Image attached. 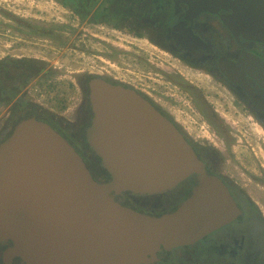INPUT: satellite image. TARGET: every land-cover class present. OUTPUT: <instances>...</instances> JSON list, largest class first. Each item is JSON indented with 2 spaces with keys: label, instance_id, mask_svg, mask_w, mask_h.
<instances>
[{
  "label": "water",
  "instance_id": "obj_1",
  "mask_svg": "<svg viewBox=\"0 0 264 264\" xmlns=\"http://www.w3.org/2000/svg\"><path fill=\"white\" fill-rule=\"evenodd\" d=\"M233 1L212 0V10L233 7L237 31L264 41V0ZM90 88L94 115L87 142L111 179L96 180L49 123L36 117L20 121L0 144V241L13 245L8 259L149 264L161 249L192 244L240 213L176 124L143 95L103 79L92 80ZM193 175L199 183L192 194L159 216L116 199L123 193L162 194Z\"/></svg>",
  "mask_w": 264,
  "mask_h": 264
},
{
  "label": "flooded vegetation",
  "instance_id": "obj_2",
  "mask_svg": "<svg viewBox=\"0 0 264 264\" xmlns=\"http://www.w3.org/2000/svg\"><path fill=\"white\" fill-rule=\"evenodd\" d=\"M120 1L124 4V10L111 15L113 26L127 23L129 33L153 42L170 55L173 63L169 64L175 69L170 71L173 73L169 76L170 81L147 76L148 81L139 77L132 83L111 74H88L78 82L82 98L76 108L75 119L71 121L56 114H52L56 119L49 118L47 112L39 110L33 101L26 103L25 107V95L21 92L27 82L24 76H20L18 81L9 77L10 74L8 78L3 75L0 104L12 106L7 112L10 124L0 130V144L12 134L20 121L36 117L52 125L70 142L96 180L109 181L110 175L102 168L100 158L87 142L86 130L94 115L90 82L103 79L110 84L133 89L176 124L205 164L206 172L227 187L240 211L230 223L192 244L171 250L161 249L157 253V260L149 264H264V41L250 39L239 33L233 25L235 9L227 7L212 10V0L206 6L202 0ZM233 4H237V1ZM186 68L191 73L206 74L211 85H218L234 99L232 104L238 108L236 113L256 121L254 125H257L255 130L258 135L255 142L238 139L239 130L228 120L223 121L225 114L212 107L211 94L205 95L192 82H189L192 85L187 86L196 93H186L181 81ZM150 80L164 85V89H158L156 84L151 86ZM178 93L181 94V106L184 105L183 110H180L181 117L186 118L187 111L190 112L196 118L192 124L198 127L188 126L185 119H173L162 103L160 96L165 99L170 97L168 95L176 97ZM184 100L188 101L182 104ZM52 120L58 122L57 126ZM237 147L242 148V151H237ZM198 183V175H193L162 194L123 193L116 199L139 212L159 216L176 209L192 194ZM156 196L160 199L155 205L142 203L143 199ZM12 246L11 242L0 241V264H27L20 257H6Z\"/></svg>",
  "mask_w": 264,
  "mask_h": 264
},
{
  "label": "rangeland",
  "instance_id": "obj_3",
  "mask_svg": "<svg viewBox=\"0 0 264 264\" xmlns=\"http://www.w3.org/2000/svg\"><path fill=\"white\" fill-rule=\"evenodd\" d=\"M94 14L95 9L82 17L63 6L60 0H0V87L3 75L8 78L10 74L9 77L18 81L24 76L27 82L21 89L25 95L23 103L33 101L47 115L56 114L73 121L82 98L78 82L88 74H111L132 83L139 77L148 81L147 76L170 81L169 76L173 74L170 71L175 70L169 64L173 63L170 55L153 42L129 33L127 23L113 26L111 19L102 22L101 17V22L96 21ZM183 73L181 81L186 93H196L187 86L192 82L205 95L211 94L212 107L225 114L223 121L228 120L239 130L238 139L255 142L258 135L256 121L236 113L238 108L232 104L234 99L226 90L214 83L211 85L210 78L203 72L201 75L191 73L186 68ZM149 84L164 89L159 82L150 80ZM17 94L20 96L19 92ZM180 95L160 97L173 119H185L188 126L198 127L192 124L196 118L190 112L187 111L186 118L181 117L180 110L184 105L181 106ZM11 106L0 104V130L10 124L7 112ZM236 150L240 152L242 148ZM159 199V196L143 199L142 203L155 205Z\"/></svg>",
  "mask_w": 264,
  "mask_h": 264
},
{
  "label": "trees",
  "instance_id": "obj_4",
  "mask_svg": "<svg viewBox=\"0 0 264 264\" xmlns=\"http://www.w3.org/2000/svg\"><path fill=\"white\" fill-rule=\"evenodd\" d=\"M60 2L63 6L73 9V11H75L78 15L82 17L90 13L93 9H95L94 18L96 21H100V22L101 20L99 19L101 17H103L102 22H105L108 21L110 17H112L111 15L113 13H117V11L124 10V4L120 0H60ZM39 110L42 111V108H39ZM50 117L56 119V117L52 115H50L49 118ZM57 123L58 122L53 121V124L56 125Z\"/></svg>",
  "mask_w": 264,
  "mask_h": 264
},
{
  "label": "built area",
  "instance_id": "obj_5",
  "mask_svg": "<svg viewBox=\"0 0 264 264\" xmlns=\"http://www.w3.org/2000/svg\"><path fill=\"white\" fill-rule=\"evenodd\" d=\"M101 74H104V73H101Z\"/></svg>",
  "mask_w": 264,
  "mask_h": 264
}]
</instances>
